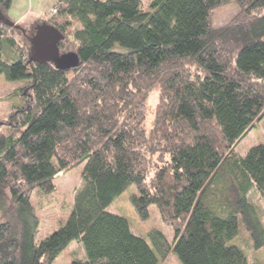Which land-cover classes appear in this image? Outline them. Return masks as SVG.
<instances>
[{"label": "trees", "instance_id": "trees-1", "mask_svg": "<svg viewBox=\"0 0 264 264\" xmlns=\"http://www.w3.org/2000/svg\"><path fill=\"white\" fill-rule=\"evenodd\" d=\"M225 1L56 0L58 12L39 23L64 34L61 51L71 36L73 49L62 52L80 59L59 69L29 60L33 30L13 25V0H0V75L28 85L0 119L8 127L0 131V264H52L75 239L87 257L70 264H157L152 245L108 209L131 184L140 217L156 204L174 228L172 244L150 232L161 254L173 248L183 264H249L232 240L244 228L255 248L264 246L248 199L253 188L264 196V142L245 155L235 144L264 117V0H237L239 13L214 26ZM83 162L69 218L37 242L33 192H52L60 171Z\"/></svg>", "mask_w": 264, "mask_h": 264}, {"label": "rangeland", "instance_id": "rangeland-1", "mask_svg": "<svg viewBox=\"0 0 264 264\" xmlns=\"http://www.w3.org/2000/svg\"><path fill=\"white\" fill-rule=\"evenodd\" d=\"M151 1L143 0L144 6L148 7ZM240 7L241 5L237 0L225 1L212 14L211 20L213 25L217 27L226 25L239 13ZM24 26L26 27L27 25ZM26 28L34 31L31 25ZM17 35L22 43H30L23 36L22 32L17 31ZM69 39L72 40V37L70 36ZM71 40L67 41V46L62 51L64 49H73L74 45ZM26 86H28L27 81L11 82L4 75H0V119L4 121L8 120L10 113L14 109L13 106L23 101L22 91L24 92L23 88ZM156 104L157 91L154 90L151 92L147 102V119L144 124L148 128L151 126ZM0 131L8 132V127L6 125L0 126ZM260 142H264V117L258 119L254 126L250 127L236 142L235 151L241 155H245L250 147ZM84 166L85 162L76 167L66 168L60 171L55 177L56 188L52 192H43L39 189H35L33 192L31 201L40 222L36 236L37 242L50 235L69 218L74 206L76 189L82 184ZM135 193H138L136 185H129L127 189L113 200L108 209L126 217L131 230L135 234L144 237L152 245L159 255L157 264H183L178 253L173 248L169 249L164 255L158 251L150 232L153 230L162 231L166 235L169 243L172 244L174 240V228L162 219L156 204L150 205L148 218H141L132 200V196ZM248 199L258 208L264 224V196L256 188H253L248 194ZM232 242L245 249L249 264H264V246L255 248L250 233L247 230L243 228ZM86 257L87 253L82 241L75 239L59 253L52 264H70L75 258L85 259Z\"/></svg>", "mask_w": 264, "mask_h": 264}, {"label": "water", "instance_id": "water-1", "mask_svg": "<svg viewBox=\"0 0 264 264\" xmlns=\"http://www.w3.org/2000/svg\"><path fill=\"white\" fill-rule=\"evenodd\" d=\"M12 24L18 26L15 21H12ZM64 37V34L55 26L47 22L38 24L31 35L34 51L29 60L52 61L59 69L77 66L80 59L76 51L61 52L60 50L59 43Z\"/></svg>", "mask_w": 264, "mask_h": 264}, {"label": "crops", "instance_id": "crops-1", "mask_svg": "<svg viewBox=\"0 0 264 264\" xmlns=\"http://www.w3.org/2000/svg\"><path fill=\"white\" fill-rule=\"evenodd\" d=\"M56 0H13L9 9L10 17L21 25L35 27L39 22L48 19L49 9L55 4Z\"/></svg>", "mask_w": 264, "mask_h": 264}, {"label": "built area", "instance_id": "built-area-1", "mask_svg": "<svg viewBox=\"0 0 264 264\" xmlns=\"http://www.w3.org/2000/svg\"><path fill=\"white\" fill-rule=\"evenodd\" d=\"M55 3H56V2H55ZM57 12H58V9H57V7H56V4H54L53 6L50 7L48 13H49L50 16H52V15L56 14Z\"/></svg>", "mask_w": 264, "mask_h": 264}]
</instances>
